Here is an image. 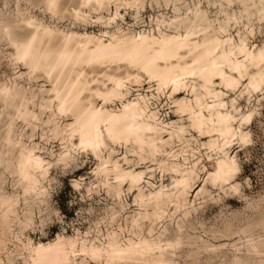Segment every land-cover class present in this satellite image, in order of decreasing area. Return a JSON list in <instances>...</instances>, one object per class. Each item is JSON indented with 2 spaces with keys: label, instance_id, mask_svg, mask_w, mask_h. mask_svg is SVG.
<instances>
[{
  "label": "clouds",
  "instance_id": "1",
  "mask_svg": "<svg viewBox=\"0 0 264 264\" xmlns=\"http://www.w3.org/2000/svg\"><path fill=\"white\" fill-rule=\"evenodd\" d=\"M0 264H264V0H0Z\"/></svg>",
  "mask_w": 264,
  "mask_h": 264
}]
</instances>
